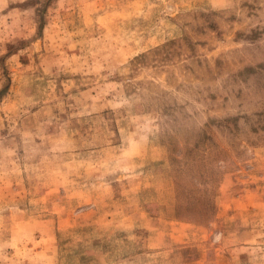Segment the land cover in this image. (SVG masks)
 Instances as JSON below:
<instances>
[{"label": "rangeland", "instance_id": "374dc122", "mask_svg": "<svg viewBox=\"0 0 264 264\" xmlns=\"http://www.w3.org/2000/svg\"><path fill=\"white\" fill-rule=\"evenodd\" d=\"M0 264H264V0H0Z\"/></svg>", "mask_w": 264, "mask_h": 264}]
</instances>
